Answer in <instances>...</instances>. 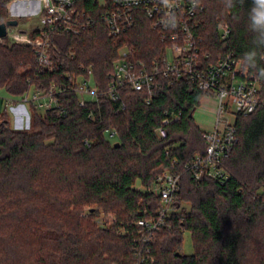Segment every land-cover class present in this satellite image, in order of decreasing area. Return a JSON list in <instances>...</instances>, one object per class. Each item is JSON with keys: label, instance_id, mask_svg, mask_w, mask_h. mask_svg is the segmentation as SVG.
I'll list each match as a JSON object with an SVG mask.
<instances>
[{"label": "trees", "instance_id": "trees-1", "mask_svg": "<svg viewBox=\"0 0 264 264\" xmlns=\"http://www.w3.org/2000/svg\"><path fill=\"white\" fill-rule=\"evenodd\" d=\"M10 1L0 0V22L9 19ZM203 2V50L212 59L230 51L242 59L264 100V23L257 21L264 2ZM80 4L95 24L77 35L51 32L53 71H38L33 45L0 39V88L14 96L52 81L68 88L58 108L30 106L29 129L12 127L7 112L0 114V264H133L142 247L136 222L160 207L147 188L165 170L181 174L178 202H189L190 210L172 214L157 234L153 264H264V103L236 118L238 141L223 161L229 177L196 179L186 163L206 152L194 112L207 92L182 78L164 80L150 101L146 91L127 87L117 101L100 95L80 105L68 73H81V62L93 65L104 91L121 46L133 45L136 58L147 61L162 50L146 16L113 36L95 1ZM220 23L231 29L226 39ZM22 31L39 37L36 30ZM172 114L179 118L158 137L155 129ZM100 210L115 214L111 225L92 221ZM186 230L191 254L182 251Z\"/></svg>", "mask_w": 264, "mask_h": 264}, {"label": "built area", "instance_id": "built-area-1", "mask_svg": "<svg viewBox=\"0 0 264 264\" xmlns=\"http://www.w3.org/2000/svg\"><path fill=\"white\" fill-rule=\"evenodd\" d=\"M40 1L39 25L31 29L38 31L39 37L34 38L29 32H20V38L12 42L33 45L38 71H53L55 60L51 32L77 35L92 28L96 20L89 10L82 7L81 0ZM93 1L98 6V17L113 36L132 29L140 17L146 16L162 43V50L159 55L147 61L136 58L133 45L121 46L118 57L107 74L108 85L104 91H100L96 84L93 65L81 62V73H68L71 77V88L78 94L80 105H85L88 100L97 99L100 95L117 101L121 97V91L127 87L146 91L149 96L147 101H150L153 91L164 80L173 84L182 78H189L199 89L206 91V95L217 98V111L213 127L203 129L202 136L207 143L205 154L193 157L186 163V168L192 171L196 179L204 176L221 181L227 179L229 173L223 161L230 156L238 141L236 118L238 115H249L264 100L259 99V81L249 73L242 59L231 51L212 59L211 53L203 50L198 18L205 7L203 0ZM218 30L222 39H226L231 29L220 23ZM67 89L64 83L52 81L46 88L33 87L23 95L10 94L11 97L1 98L5 107L15 114L18 106L24 107L26 112L22 118L28 116L30 121L26 106H34L43 111L58 108L59 94ZM178 118L177 114L163 118L161 125L155 129L156 135L166 136V125ZM114 135L115 132H111L110 137ZM147 190L160 198V207L153 215L146 211V216L136 222L142 247L135 250L133 264L154 263L152 244L157 234L169 224L170 216L182 211L185 206L183 202H178L181 190L179 173L165 170Z\"/></svg>", "mask_w": 264, "mask_h": 264}, {"label": "rangeland", "instance_id": "rangeland-1", "mask_svg": "<svg viewBox=\"0 0 264 264\" xmlns=\"http://www.w3.org/2000/svg\"><path fill=\"white\" fill-rule=\"evenodd\" d=\"M13 2H15L14 5ZM40 7V0H11L7 6L8 16L9 19H18L19 24L17 26H9L8 34L5 36L6 41L12 42L15 39H19V36L21 35L20 32H23L22 29L29 31L33 27L39 25ZM1 97H11V95L5 89L0 88V114H2L4 111L7 112L12 127L19 129H29L30 123L28 116H24L22 118L25 112L19 111V109H17L15 114L10 108L5 107L4 100ZM216 102L217 98L215 96L205 95L200 106H198L195 110L194 120L201 128L210 129L213 127L215 119L213 117V113H209L208 111L209 109L212 110V108H214ZM26 108L29 113V107L26 106ZM232 118L233 117L231 116V119ZM111 140L113 142L116 141V137L113 136ZM137 186L139 185L137 184ZM183 204L185 205L187 211L190 210L189 202L183 201ZM90 213V206H85L83 214L88 217ZM114 215V213H105L104 211L100 210V212H98L96 216L92 218V221H94L98 226H108L112 224ZM193 250L194 248L191 232L186 230L183 233L182 251L185 254H191Z\"/></svg>", "mask_w": 264, "mask_h": 264}, {"label": "water", "instance_id": "water-1", "mask_svg": "<svg viewBox=\"0 0 264 264\" xmlns=\"http://www.w3.org/2000/svg\"><path fill=\"white\" fill-rule=\"evenodd\" d=\"M19 24L18 19L12 18L5 22H0V39L7 36L9 26H17Z\"/></svg>", "mask_w": 264, "mask_h": 264}, {"label": "crops", "instance_id": "crops-1", "mask_svg": "<svg viewBox=\"0 0 264 264\" xmlns=\"http://www.w3.org/2000/svg\"><path fill=\"white\" fill-rule=\"evenodd\" d=\"M16 109H19V111L26 112V109L24 107H22V106H18ZM216 111H217V104L215 103L214 108H212V110L209 109V111H208L209 113H213L214 119H215V116H216Z\"/></svg>", "mask_w": 264, "mask_h": 264}, {"label": "clouds", "instance_id": "clouds-1", "mask_svg": "<svg viewBox=\"0 0 264 264\" xmlns=\"http://www.w3.org/2000/svg\"><path fill=\"white\" fill-rule=\"evenodd\" d=\"M262 2H264V0H262ZM257 21L261 22V23H264V11H261V12L258 13Z\"/></svg>", "mask_w": 264, "mask_h": 264}]
</instances>
